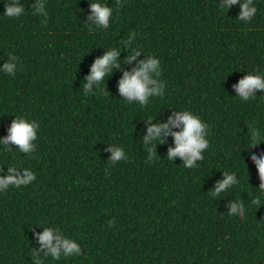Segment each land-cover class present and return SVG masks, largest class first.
Here are the masks:
<instances>
[{
  "label": "trees",
  "instance_id": "obj_1",
  "mask_svg": "<svg viewBox=\"0 0 264 264\" xmlns=\"http://www.w3.org/2000/svg\"><path fill=\"white\" fill-rule=\"evenodd\" d=\"M13 2L18 17L4 14ZM93 3L112 9L108 28ZM223 3L0 0V179L35 174L0 187V264H264V90L247 101L237 92L249 74L264 79V0H253L251 20L239 19L246 0ZM113 50L119 67L86 90L96 60ZM152 57L160 65L148 87L164 82L163 97L129 103L120 81ZM185 110L207 125L194 168L168 159L183 122L144 140ZM16 118L38 124L28 152L2 143ZM225 172L234 182L212 196ZM46 229L59 259L41 244ZM69 239L79 252L65 253Z\"/></svg>",
  "mask_w": 264,
  "mask_h": 264
},
{
  "label": "clouds",
  "instance_id": "obj_2",
  "mask_svg": "<svg viewBox=\"0 0 264 264\" xmlns=\"http://www.w3.org/2000/svg\"><path fill=\"white\" fill-rule=\"evenodd\" d=\"M238 0H224V3L221 5L222 8L227 9L231 4L237 3ZM253 0H246V3L242 4V11L240 13V20H251L255 15L257 9L255 7H250L252 5ZM5 15L8 17H18L23 12V7L15 2L11 5H5ZM93 14L96 17L98 25H103V28L109 27V17L112 14V9L108 6H102L100 3H93L91 5ZM134 35L129 38V44L132 43V39ZM118 55V52L113 50L109 51L103 58L97 59L95 64L92 66V74L87 77L88 84L86 85V90L91 86L93 82L97 84V87L102 83L106 73L109 71L108 65L112 64L116 67H119L118 61L115 59ZM135 55H139V51L133 49L131 53H129L125 59L126 62L130 63L131 60L135 59ZM160 65V62L157 58L152 57L146 63L141 62L140 67L133 69L132 72H125L123 79L119 84V91L123 97H126L127 101L131 103L133 99L137 100L139 104L144 107L148 104V97L150 95L156 94V96L163 97L162 90L165 88V83L162 82L157 88H149L148 85L154 83L152 79L149 78L148 73L154 69H156L157 65ZM13 65L6 64L5 71L8 73H12ZM157 77L161 75V72L156 73ZM260 89L264 90V79L261 78L260 75H252L249 74L244 79L240 80L239 85L237 86V92L240 94V97L243 98L244 101H247L249 95L253 93L254 90ZM151 120V118L149 119ZM180 122H183V130L181 132L170 133L174 136L177 147L175 149L169 150L168 159L171 160L172 157L179 155L185 159V168H194L196 166V162L203 160L202 152L203 150L208 148V140L204 139L202 133H204L207 125L202 123L200 118L194 115L190 111H183L182 114L177 115L175 120L169 119L168 123L153 125L148 129V135L144 138L145 144L147 145L149 142L154 140L163 139L161 136V131H169V125L179 126ZM38 127L36 122H28L24 118H16L9 129V135L6 139L3 140V144L7 147L9 142L12 144L18 145L19 150L21 152H28L32 147L31 141L36 139V132L34 129ZM259 135L258 132H254V136ZM254 143H257V140H253ZM152 153L149 155V160L153 158V149H150ZM122 156V152L119 149H116L113 152V156L111 158L112 162L119 160ZM255 159V157H253ZM259 164V173L261 177V185L260 191L264 193V160L258 161ZM10 172H13V169H9ZM26 178H21L19 180L16 179L15 174L10 175L7 179H0V187H7L9 184L15 185L17 188L20 185H27L29 181L35 178V174L29 172L25 169ZM226 179L222 182H219L214 190L211 193L212 196H216L221 193L226 187L234 182V176L229 175V173L225 172ZM255 203H258L257 200H254ZM237 209V205L233 204L232 211ZM243 210L241 209V212ZM41 244L43 246H47L50 249L51 256L53 259H59V249L56 246L52 245L53 240V232L51 229H46L42 235L39 236ZM57 244L60 243V236L56 237ZM72 249H77L79 252V248L76 243L72 242L71 239L64 241V250L67 254ZM39 264V261H38Z\"/></svg>",
  "mask_w": 264,
  "mask_h": 264
}]
</instances>
